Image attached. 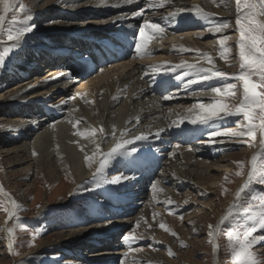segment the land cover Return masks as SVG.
I'll list each match as a JSON object with an SVG mask.
<instances>
[{
  "label": "bare ground",
  "instance_id": "1",
  "mask_svg": "<svg viewBox=\"0 0 264 264\" xmlns=\"http://www.w3.org/2000/svg\"><path fill=\"white\" fill-rule=\"evenodd\" d=\"M82 1L63 0L65 5L61 4L62 0L59 2L57 0H33V10L37 11L35 19H39L37 26H42V22H46L50 17L52 21L56 18V21L43 24L44 27H41L39 32L37 31L38 35H35L37 44L25 47L24 50L22 49V55L19 56L20 53H18L13 61L6 60V63L4 60L5 67L0 66L2 69L0 89L9 82H13L14 79L25 77L33 79L32 81L23 79L15 82L0 92V105L5 106V108H0V144L6 142V145H0V149L5 150L10 142L18 144L13 147L15 150H12L15 155L12 160L13 164H24V169L32 174L37 170L41 171L42 177H46L48 182L59 179L65 183L63 178L66 176L73 179L74 182L68 188L67 197L60 204V207L72 206L73 210L68 212L69 214L66 213L65 218L52 221V230L69 228V232L66 234H64L65 231L60 232L54 241L43 240L40 244V246L53 244V250L60 251V255L65 254L59 264H117L119 259L123 262L124 259L130 261L149 259L150 253L160 257L164 254L162 251H155L156 248L145 250L141 248L140 250L137 246V251H130L134 249L132 245L134 241L124 242L122 240L116 244L112 242L114 238H111L121 230V225L124 227L131 222L134 229L127 235L129 233L144 237L154 235L156 229L146 230V226H152L153 206L160 199L154 197L158 196L156 192L161 193L162 199L164 196L170 197L168 200L173 201L174 208L180 209L178 213L184 212L188 206L194 205L199 200L195 191L198 192L200 199L206 196L198 188L207 190V193L214 196L219 195V198L223 199L219 189L223 182H226L224 178L229 177L226 174L236 172V159L245 156L249 161L251 155L258 151L259 135L257 147L241 148V152L234 155L228 154V151L234 147L238 149L241 147V144L234 138L218 136L214 138V142L209 143L208 132L221 130L219 124L222 120L217 122L219 128L213 125L211 129L203 125H193L188 120H184L179 125L172 123L193 109L194 105L212 103L215 94L211 93V88L222 87L223 82L199 81L185 87L188 79H196V77L191 74L183 75L184 70L182 69H176L174 72L166 71V69L181 61L199 63L205 68L209 67L208 62L200 59L194 50H200L204 46L212 59L217 57L213 45L206 40L212 35L232 33L229 35L231 38L229 43H231L233 37L236 36V30L229 24V27L222 33L213 34L208 32V28L221 21L220 19L231 16L229 15L231 13L223 11L222 13L219 8L216 12L215 7L220 0H167L162 7L155 8L148 6L149 0H131L130 3H121V0H107L103 4L100 0L97 2L94 0L92 6L88 7L85 3H81ZM226 1L230 2V0H224L225 3ZM192 5H198L205 11L213 13L214 16L210 17L207 22L198 19L193 12L187 11ZM181 8L185 11L180 15L176 17L169 15ZM140 9H144L143 14L134 17L133 13ZM63 12L65 13L62 14ZM9 15L11 12L6 15L3 27ZM145 19L165 28L164 33L152 39L155 40L158 37L160 39L168 34L173 35V38L167 37L171 40L165 43L167 47L172 45V54L168 52L171 48L162 50L163 47L161 50L162 53H166L164 56L160 53L156 55L154 49L151 50L150 55L136 54L133 36L138 33ZM194 28L203 29L202 32H198L192 30ZM0 32L2 35V30ZM53 34L56 35L53 36ZM76 35H81L85 42L78 40ZM30 41L32 40L29 39ZM173 46L176 49L183 46L193 51L178 52ZM132 52L135 53L133 56ZM54 54L63 57L69 63L65 66L67 70L52 64L54 62L49 59V55ZM151 65H163L164 67L159 72H153ZM40 67L44 68V75H39ZM102 70H105V74ZM115 71L118 72L114 73ZM58 73H63V75L47 83H40L45 77H55ZM178 76L180 79H177ZM69 77L73 79H68ZM29 84L37 86L26 90ZM168 91L173 92L167 93ZM201 93L207 94L201 95ZM12 97L16 98L12 99ZM57 97L58 102L50 105V101ZM73 97L75 98L72 99ZM63 101L67 103H62ZM198 111L196 109V112ZM73 123L76 124L75 128L72 127ZM101 128H103V133L100 131ZM124 129H127V132L121 136ZM161 129L163 131L157 136V131ZM114 131L115 134H113ZM78 133H84V135H78ZM88 133L93 134L91 139ZM138 135H144L147 139L134 140L133 138ZM124 140L132 141L125 146L127 150L131 151L135 148L136 151L130 156L118 154L102 175L104 177V174L115 168L116 172H120L119 176H126L129 179L122 180L119 184L101 183L100 187L93 191L91 197L78 199L76 196H80L85 182L95 170V165L89 168L84 163V155L91 156L97 149L100 153H107L115 143H123ZM142 143L145 146L147 144L146 149ZM154 144H164L161 153H157L160 151L156 149L152 150ZM33 151L37 155L33 156ZM169 153L173 155L170 156ZM160 166L163 172L167 171L166 175H172L184 184H191L189 190L178 194L176 189L165 186V180L156 179L155 184L158 191L154 192L148 180L153 177ZM247 171L227 196L224 212L218 215L219 218L215 225L236 203L235 192L247 179ZM109 176L114 177L115 175ZM134 181L138 186L144 181L143 185L146 186L148 183L145 189L149 190L147 199L151 203L142 209L138 207L145 203L138 200L141 198L138 195L145 194L146 190L143 189L138 193L137 199L133 197L134 190L124 192L125 186H130ZM10 185L19 186L16 182ZM0 189H2L0 195L9 207L11 199H15L18 203V198L4 188L1 178ZM5 193L8 195L6 196ZM180 194L183 197L182 200L179 199ZM74 203H77V206H74ZM200 203L198 201L197 204ZM83 204L86 205L85 208ZM121 207L127 208L126 211L123 212ZM103 210H107L109 215L102 214ZM134 213H136L135 216H133ZM84 215L89 219H84ZM182 218L181 214L179 217L172 215L163 220L168 224L172 223L174 228L180 232L182 228L178 224L181 223ZM159 232L162 233V231ZM2 234L7 233L2 232ZM63 235H68L75 242H70L68 245L60 242L59 239ZM157 237V239H162L163 243L164 241L169 245L172 243L168 236L165 239L163 235H157ZM216 237H212V244L214 242L216 245L215 250L212 248L214 260H217V251H219ZM103 238L105 242L95 247L96 241ZM144 239L136 241H144ZM186 239L188 240V237ZM108 246L111 248L108 249ZM74 248L81 250L80 253L83 251V255L78 254ZM263 249H261L262 255H264ZM11 250L13 251V247ZM3 260L5 259L0 258V262ZM127 264L130 263L127 262Z\"/></svg>",
  "mask_w": 264,
  "mask_h": 264
},
{
  "label": "rangeland",
  "instance_id": "2",
  "mask_svg": "<svg viewBox=\"0 0 264 264\" xmlns=\"http://www.w3.org/2000/svg\"><path fill=\"white\" fill-rule=\"evenodd\" d=\"M69 1V0H67ZM97 2V0H96ZM19 3H24L26 5V9L23 13H15L16 19L20 20L23 19L25 15H34V21L31 22V24H35V29L26 34L25 38L21 41V47L16 50L12 48V44L15 43L14 41H9L8 40V35H9V30H12L11 34H15V29L19 27L18 24H12L10 21L13 19L14 13H11L9 16L4 30H3V35L0 37V57H3V62L5 60L7 61H13L14 58L16 59L19 54H23V50L27 46H33L38 43L35 38L38 35V32L42 29L41 27H44V25L49 24L51 22H55L56 18L50 17L46 22H42V26H37V19H35V12L33 0H18L17 3V8L19 7ZM61 3V2H60ZM81 3H85V6H92V3H94V0H83ZM229 3V4H228ZM61 4H65L62 3ZM220 4V2H219ZM218 5V4H217ZM222 5V6H221ZM228 5V6H227ZM33 7V8H32ZM60 8V7H59ZM58 8V9H59ZM217 8L220 9L222 12H230L231 16H227L226 18L220 19L221 23L227 22L230 24V26L235 27L236 30V36L233 37V41L231 43L230 40V34L232 33H223V36H228L229 41L226 42L227 45L231 48V52L227 58V61L225 59H222L218 53L220 51V47L218 44V40L221 38V34L211 36L208 38L206 41L211 42V45H213V49L216 50V56L213 60L215 66L229 74L235 73L238 71V50L236 48V43L239 38V32H237L236 28V11H235V0H230V2L226 1L223 4H220V7L217 6L215 7L216 12L218 11ZM221 8H224L223 10ZM63 10V9H62ZM222 12V13H223ZM29 13V14H28ZM235 13V14H234ZM64 14V12L62 13ZM58 15V12H57ZM75 18L76 16H72ZM79 18V17H78ZM77 18V19H78ZM230 21V22H229ZM44 24V25H43ZM49 29V28H47ZM203 28H194L192 30H196L198 32H202ZM38 31V32H37ZM37 34V35H36ZM228 34V35H227ZM34 37H31V36ZM36 35V36H35ZM1 36V35H0ZM166 37V38H165ZM167 37H172L173 35L169 34L164 36L163 38H156L155 40L152 39L150 43H148V49L152 50L154 49L156 51V55L159 53L164 56L166 53L163 52L162 50L165 49H170L168 50L169 53H173L172 45H167L166 42L170 41V38ZM34 38V39H33ZM29 39L32 41L29 42ZM170 39V40H169ZM158 40L160 42H158ZM166 40V41H165ZM168 40V41H167ZM37 41V42H36ZM156 41V43H155ZM175 41H177L175 39ZM174 41V42H175ZM26 42V44H25ZM163 42V43H161ZM31 45H30V44ZM153 43V44H152ZM33 44V45H32ZM150 44V45H149ZM25 45V46H24ZM150 47V48H149ZM163 47V48H162ZM167 47V48H165ZM162 48V50H161ZM6 49L8 51H6ZM23 49V50H22ZM21 50V51H19ZM201 53H207L204 46H202V49L199 50ZM209 52V51H208ZM158 53V54H157ZM132 56L135 54L134 52L131 53ZM130 54V55H131ZM9 59V60H8ZM147 61H145L146 63ZM7 63V62H6ZM4 64V65H3ZM0 64L3 67H5V63ZM211 65H209L210 67ZM44 67V66H43ZM41 68V71H39V75H44L45 71L44 68ZM105 74V70H102ZM118 71H115L116 73ZM2 73V69L0 67V75ZM1 78V77H0ZM23 79H30L31 81L33 80L32 77L30 78H20V79H14L13 82H9L8 84L4 85L1 89V91H4L7 87L13 85L15 82H20ZM29 81V80H28ZM65 81V80H64ZM227 83H237L234 79L229 78ZM173 91H168L167 93H171ZM165 94V93H164ZM58 97L55 98L54 100L50 101V105L54 102H58ZM226 102H229L226 100ZM5 108V106H1L0 108ZM56 107V106H54ZM153 107V106H152ZM154 108V107H153ZM45 109V107H44ZM240 120L241 122L243 121L242 117H229L226 118L225 120H222L220 122V129L222 130L223 128H232L234 129L235 127H238L237 121ZM258 138V135H257ZM3 143V144H2ZM0 145L4 146L6 145L4 142H2ZM18 145V144H17ZM16 143H9L8 144V149L5 148V150L0 149V178L1 182L4 185V188L16 196L18 198V204L21 205V209L16 212V216L19 217V220H16L15 218H7L8 214L6 211H4V207L9 205L6 203V201L3 199V197L0 196V258L5 259L0 262V264H59L64 257V254L60 255V251L53 250V244L49 245H41V242L44 241H50V240H55L58 234L60 232H64L66 234L70 230L69 228L66 229H54L52 230V221L55 219L59 218H65L66 213L70 212L73 210V207H60V204L63 202V200L67 197L68 195V188L70 187L71 184H73V179L71 177L66 176L63 178L65 180V183H62L63 180L57 179L56 181L53 182H48L46 180V177H42L43 173L39 170L34 172L33 174L31 172H27L24 169V164H13L12 160H14V154L12 150L14 151L15 149L13 148L14 146H17ZM144 145V143H142ZM164 144H154L152 147V150L160 151L157 153L162 152V147ZM147 146V144H146ZM146 146L144 145V148L146 149ZM240 147V146H237ZM241 148H251L247 144L241 145V147L238 149L234 147L232 150L228 151V154H237L238 152H241ZM11 150V151H10ZM5 151V152H4ZM169 152V151H168ZM227 154V153H226ZM237 161H244L247 163L248 159L246 160L245 156H243L241 159H236ZM11 161V163H8ZM258 162H264V158H258ZM159 169V171H158ZM154 173L153 177L148 180V183L153 184L156 182V179L160 180H165L166 182V187H170L172 189H176L177 193H185L186 191L189 190L190 185H187L188 183L184 184V182L179 181L178 179H175L174 176L169 175L166 172H163L162 166H160ZM247 167L243 169H237L236 172L239 170L241 171V175L237 176L236 172L233 173H227L228 178H224L226 182H223L221 185L219 191L221 192V196L223 199L219 198L218 196H214L213 194L207 193V190L205 191L202 188H198L199 191L203 192L204 196L202 199H200V196L197 191H195L196 197L199 199L197 202L191 206H188L184 212H179L178 209L174 208L173 201L168 200L170 197L164 196L163 199L161 198V193L156 192L158 196H154L156 198H160L153 206L152 210V226L155 224L156 226L154 227H149L148 225L146 226V230H151L154 228L156 229L154 235H150L149 237H144V241H134L132 243L135 251L139 248L141 250L144 249H152L156 248L155 251H162L164 255L158 256H153V254H149V259H144L141 261H134V260H125L124 262L122 259H119L117 264H234L233 258L231 256L230 249L228 247V241H227V232L233 230L237 225H243L246 222V216L247 213L244 211V209L241 207V204L246 203L247 201L251 200L254 196L255 197H260L264 195V186L260 185L257 182H254L249 186L248 189H246L242 194L241 198L239 201H236L235 203V209H233L232 214L228 217V219L224 222V224L220 225V232L217 233V241L219 245V251H217V260H214L213 253H212V238H209L207 233L209 231L208 225H213L215 226L219 216L224 212V206L225 202L227 200V196L229 193L234 189V186L236 185L237 181L243 176V174L246 173ZM114 168H112L108 173L104 174V177L106 180H112L115 177L121 175L120 172L114 173ZM27 172V173H26ZM165 173V174H164ZM109 175H115L114 177H110ZM166 175V176H164ZM172 176V177H171ZM93 177V172L90 174L89 180L85 182L84 188L81 190L80 196H76L78 199L80 197H91L93 194V191L96 190L99 187H96V184L91 182ZM110 177V178H109ZM162 178V179H161ZM42 179V180H41ZM137 181V180H136ZM134 181L133 183L131 182L130 186H125L126 189H124V192H129V191H135V199H137V194L142 192V190H146L145 187L147 186L148 183H146V186L143 185L145 181L142 183V185H136L137 182ZM213 181V180H211ZM17 183L19 186H11L10 183ZM221 184V183H220ZM174 186V187H173ZM141 187V188H139ZM200 192V193H201ZM148 194L149 190H146L145 194L143 195H138L140 199H138L141 202H144L145 205H140L138 209H142L144 207H147L150 205V201H148ZM209 199H208V197ZM26 196V199H25ZM151 196V195H150ZM179 196L182 197L180 194ZM178 196V197H179ZM166 197V198H165ZM179 197L180 200L183 199ZM20 198V199H19ZM166 199V200H165ZM150 200V199H149ZM77 201V200H75ZM171 201L172 203L169 204L168 202ZM202 201L203 203L197 204ZM136 202V200L134 201ZM181 202V201H180ZM213 202V204H212ZM179 203V202H178ZM177 203V204H178ZM256 203H258V199L256 200ZM173 205V206H172ZM39 206V207H37ZM74 206H77V203H74ZM85 204H83V207L85 208ZM119 207V206H118ZM122 211H126L124 207H121ZM229 211V210H228ZM227 211V213H228ZM65 212V213H64ZM138 212V210H137ZM136 212V213H137ZM178 214H177V213ZM102 214L109 215V212L107 210L101 211ZM136 213L133 214V216L136 215ZM69 214V213H68ZM183 216L181 223L178 224L182 230L178 232L176 228L172 225V223H167L163 219L165 217L169 216ZM165 215V216H163ZM167 215V216H166ZM219 215V216H218ZM52 216V217H51ZM218 216V217H217ZM84 219H89L88 216L84 215ZM86 217V218H85ZM110 217V216H109ZM163 217V218H162ZM159 218L158 220H155ZM8 219V220H7ZM186 220V222H185ZM112 221V220H110ZM154 221V223H153ZM16 224V227L14 229L13 237L12 239L14 240L13 244V251L11 252L8 250L9 248L6 247L7 243V227H12L13 224ZM250 223V222H249ZM163 224L165 227L161 228L160 225ZM89 226V223L87 224ZM113 225H116L113 223ZM7 226V227H6ZM95 226V225H94ZM111 226V225H110ZM105 227V226H104ZM139 227V226H136ZM92 228V227H91ZM160 228V229H159ZM132 229H134V225L131 222V224L124 226L121 225V230L117 233L114 234V236L111 238L113 239L112 242L114 243H120L122 241L121 237L123 235H127L128 232H130ZM167 229V231L165 230ZM165 230V231H164ZM158 231H162L158 233ZM7 233L6 235L2 234ZM158 233V234H157ZM172 233H175L173 235ZM259 233V234H258ZM165 234H167L168 238L172 242L170 245L167 244L166 241L163 243L161 240L162 239H157V235H163L164 239L167 237ZM255 235H264V230H258ZM188 237V240L186 239ZM9 238V237H8ZM190 238V240H189ZM6 239V240H5ZM104 239V238H103ZM102 239V240H103ZM58 240V239H57ZM60 242H64L66 245L71 243H74V240H71V238L67 235H63L60 239ZM107 240V239H106ZM110 242V241H109ZM91 243V242H90ZM88 244V243H87ZM89 245V244H88ZM111 245V244H109ZM65 246V245H64ZM136 246V247H135ZM138 246V248H137ZM96 247V246H95ZM111 246H108V249H110ZM264 248V244L260 243L257 245H254L251 251L255 254V258L258 260H264V255L261 253V249ZM78 254L80 253L81 250L78 248H74ZM264 250V249H263ZM56 251V252H55ZM169 252L172 254L170 255ZM261 253V254H260ZM83 255V254H82ZM152 255V257H151ZM116 257V256H114ZM123 257V256H122ZM121 258V257H120ZM148 258V257H147ZM136 260V259H135ZM149 260V261H148ZM145 262V263H144Z\"/></svg>",
  "mask_w": 264,
  "mask_h": 264
},
{
  "label": "snow or ice",
  "instance_id": "3",
  "mask_svg": "<svg viewBox=\"0 0 264 264\" xmlns=\"http://www.w3.org/2000/svg\"><path fill=\"white\" fill-rule=\"evenodd\" d=\"M59 2V0H57ZM107 0H100V3H106ZM131 0H121V3H130ZM167 0H149V7H162ZM224 0H220V4H223ZM18 0H0V30L3 29V25L6 21V15L8 13H14L13 19L10 21L12 24H18L19 27L15 29V34H11L12 30H9L8 40L14 41L12 48L18 50L21 47V41L25 38L26 34L32 32L35 29V24H31L34 20V15H25L23 19L17 20L15 13H23L26 9L24 3H19ZM218 4L217 6H220ZM144 9H140L133 13V16H141ZM185 9H178L177 12L170 13L171 17H176L183 13ZM188 12H193L198 19L209 21L210 17L214 14L207 12L198 5H192L187 9ZM236 11V28L239 32V38L236 43L238 50V71L235 73H227L217 68L212 60V57L208 53H201L199 49H195L200 59L206 60L210 67H203L199 63H188L181 61L179 64L171 65L166 71H175L176 69H182L183 75L187 76L191 74L196 79H188L185 87L196 84L199 81H222V87H212L211 93H214L213 102L210 104L199 103L194 105L193 109L189 110L184 115L180 116L179 120L172 121L173 124L179 125L184 120H188L193 125H203L211 129L213 125L219 128L218 121L225 120L229 117H242L243 121H237L238 127L236 129L223 128L222 130H210L208 132V142H214V138L218 136H227L234 138L241 145L247 144L249 147H257V135H259L258 151L251 155V158L247 163L244 161H235L237 169L248 168L247 179L243 185L235 192L237 201L240 200L241 194L249 188L254 182L264 186V162H258V158H264V0H235ZM112 23H116L112 21ZM229 24L227 22H217L212 27L208 28V32L216 34L222 33L224 29H227ZM165 28L160 24L151 23L145 19L143 24L139 27L138 33L133 36L134 49L137 55H150L151 50L148 49L149 41L164 33ZM229 37L221 36L218 40L220 51L218 55L227 61V58L231 52V48L227 45ZM178 52L193 51L191 49H185L183 46L178 49L173 46ZM6 51H8L6 49ZM3 63V57H0V64ZM153 72H159L163 65H151ZM63 73H58L57 76L45 77L40 81L41 84L47 83L50 80L58 79ZM234 79L237 83H227L228 79ZM177 79H180L178 76ZM37 85L29 84L26 90L32 89ZM25 90V91H26ZM207 93H201L206 95ZM19 95V93L17 94ZM16 97H12L15 99ZM73 97L72 99H74ZM169 99V97H165ZM228 100L229 102H226ZM27 102V101H24ZM87 103V101H85ZM62 103H67L63 101ZM196 109L199 111L196 112ZM72 127L75 128L76 124L73 123ZM103 133V128L100 129ZM163 129L157 131L156 135L159 136ZM127 132L124 129L121 132L123 136ZM115 134V131L113 132ZM78 135H84V133H78ZM91 139L92 133H88ZM134 140L147 139L144 135H138L133 138ZM132 143L131 140H124L123 143L117 142L107 152L100 153L94 151L91 156L84 155V163L92 168L95 165L92 181L96 184V187H100L101 183L119 184L122 180H127L129 177L117 176L112 180H106L103 177V173L108 168L109 164L119 154L121 156H130L136 151L135 148L131 151L126 149V145ZM83 151V149H81ZM33 156L37 155L33 151ZM173 155V153H169ZM241 171H237L236 175H241ZM154 192L158 191L157 185L152 184ZM2 190V189H0ZM7 196L8 194L5 193ZM258 199V203L256 200ZM10 207L5 206L4 211L7 212L9 218H20L16 216V212L21 209V205L17 203L15 199L9 201ZM169 204L172 202L169 201ZM39 207V206H37ZM241 207L247 213L246 222L243 225H237L233 230L227 232L228 247L231 252L234 264H264V260H258L255 258V254L251 251L254 245L264 242V235H255L258 230H264V195L260 197H253L246 203L241 204ZM235 209V203L229 208L228 213L221 217L220 222L213 226L208 225L209 231L207 233L209 238H212L215 234L220 232V225L228 219ZM107 219V218H105ZM250 222V223H249ZM16 224L12 227H7V233L9 236L8 248L11 249L14 244L12 239ZM161 228L165 226L160 225ZM167 231V229H165ZM175 235V233H172ZM121 239L124 242L136 241L144 239L143 235L136 236L129 233L123 235ZM216 245L213 242V249ZM135 251V249H130ZM171 255L172 253L169 252Z\"/></svg>",
  "mask_w": 264,
  "mask_h": 264
},
{
  "label": "water",
  "instance_id": "4",
  "mask_svg": "<svg viewBox=\"0 0 264 264\" xmlns=\"http://www.w3.org/2000/svg\"><path fill=\"white\" fill-rule=\"evenodd\" d=\"M217 234H215V236H216ZM218 245V244H217ZM213 256H214V253H213Z\"/></svg>",
  "mask_w": 264,
  "mask_h": 264
}]
</instances>
